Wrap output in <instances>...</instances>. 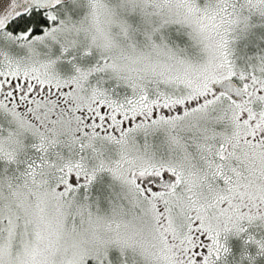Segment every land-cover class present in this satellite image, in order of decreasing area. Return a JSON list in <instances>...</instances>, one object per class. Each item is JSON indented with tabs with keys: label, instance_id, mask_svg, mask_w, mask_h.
<instances>
[{
	"label": "snow or ice",
	"instance_id": "6c2138e0",
	"mask_svg": "<svg viewBox=\"0 0 264 264\" xmlns=\"http://www.w3.org/2000/svg\"><path fill=\"white\" fill-rule=\"evenodd\" d=\"M0 264H264V0H0Z\"/></svg>",
	"mask_w": 264,
	"mask_h": 264
}]
</instances>
